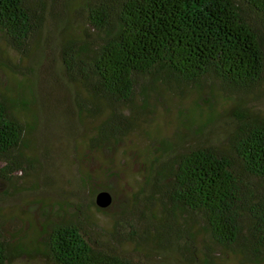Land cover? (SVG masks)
Here are the masks:
<instances>
[{"label":"trees","instance_id":"obj_1","mask_svg":"<svg viewBox=\"0 0 264 264\" xmlns=\"http://www.w3.org/2000/svg\"><path fill=\"white\" fill-rule=\"evenodd\" d=\"M76 5L87 29L64 39L62 59L69 75L96 99L90 110H99L100 100L110 106L90 136L95 144L126 133L127 110L144 75L186 82L211 75L238 90L264 79V0ZM47 12L46 0H0V31L15 50H23L45 28ZM18 97L0 93V173L8 179L26 161ZM202 131L201 125L196 133ZM162 142L145 161L143 183L111 230L96 231L79 207L73 218L31 230L10 233L0 219V264L38 257L52 264H210L212 245L264 262V112L238 114L226 148L199 139L178 146ZM200 231L208 238L202 250Z\"/></svg>","mask_w":264,"mask_h":264},{"label":"rangeland","instance_id":"obj_2","mask_svg":"<svg viewBox=\"0 0 264 264\" xmlns=\"http://www.w3.org/2000/svg\"><path fill=\"white\" fill-rule=\"evenodd\" d=\"M66 1L46 0V26L23 50H15L0 31V93L21 98L17 112L25 130L20 148L24 168L9 179L0 173V219L10 233L73 218L76 207L96 231L106 233L132 203L143 183L145 161L163 140L178 146L199 139L226 148L238 114L264 112V79L238 90L211 75L187 82L144 75L137 79L135 103L127 110L131 119L126 133L95 144L90 136L110 106L100 100L99 110H90L96 99L65 68L64 39L87 29L83 11L76 9L80 0ZM201 125L203 131L196 133ZM100 189L111 193L106 206L94 202ZM198 241L204 249L208 238L202 231ZM212 247L216 253L210 264H264L230 247ZM19 261L52 264L39 257Z\"/></svg>","mask_w":264,"mask_h":264},{"label":"water","instance_id":"obj_3","mask_svg":"<svg viewBox=\"0 0 264 264\" xmlns=\"http://www.w3.org/2000/svg\"><path fill=\"white\" fill-rule=\"evenodd\" d=\"M95 201L99 206H106L111 201V193L106 189H100L95 195Z\"/></svg>","mask_w":264,"mask_h":264}]
</instances>
